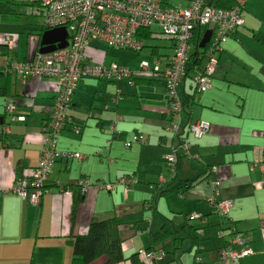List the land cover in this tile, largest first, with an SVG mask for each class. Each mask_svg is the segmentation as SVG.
Listing matches in <instances>:
<instances>
[{"label": "crops", "instance_id": "1", "mask_svg": "<svg viewBox=\"0 0 264 264\" xmlns=\"http://www.w3.org/2000/svg\"><path fill=\"white\" fill-rule=\"evenodd\" d=\"M188 1L160 0L166 7H186ZM253 4L264 10V0H247L244 25L223 45L210 86L198 92L184 78L179 89L181 122L206 121L211 129L199 137L187 134L190 155L178 157L174 173L162 158L176 138L165 130L169 110L161 80L150 75H135L133 82L88 76L78 82L68 111L70 120L57 148L85 156L56 161L38 206L15 193H0V264H73L75 234L84 233L91 220L112 216L119 221L126 257L147 249L150 233L171 222L176 233L165 241V255L156 264H221L218 250L228 235L221 238L219 232L227 226L206 204L214 179L220 196L233 203L229 215L235 229L248 239L251 253L242 256L239 264H264V15L254 14ZM42 24L25 4H0V117L3 123L10 122V132L0 135V187L10 186L37 166L41 127L53 107L56 81L42 77L23 81L5 67L8 60L26 61L40 48ZM156 27H150L151 32L156 34ZM6 35L13 39L12 49L5 43ZM158 38L150 34L143 39L142 48L147 47L146 55L151 57L144 58L140 48L138 56L131 58L124 48H109L99 40H89L84 55L90 64L117 62L135 73L139 60L159 58L165 64L173 53L171 40ZM151 39L158 40L147 42ZM7 100L14 102V114L25 120L8 119L3 107ZM118 116L111 130L109 125ZM132 132L143 133L147 142L125 149L122 139ZM122 176H134L135 181L128 188L98 186ZM81 181L87 182V188L76 203ZM170 189L178 194L181 207L173 219L164 202ZM155 194L161 202L157 210ZM191 214L206 221L194 219L193 228L182 225ZM196 251L201 260L193 262ZM105 260L99 256L87 264H107ZM115 264L132 263L128 259Z\"/></svg>", "mask_w": 264, "mask_h": 264}, {"label": "built area", "instance_id": "2", "mask_svg": "<svg viewBox=\"0 0 264 264\" xmlns=\"http://www.w3.org/2000/svg\"><path fill=\"white\" fill-rule=\"evenodd\" d=\"M14 4H27L31 13L42 18L43 28H59L64 26L68 32L67 46L62 49L41 52L38 48L26 61L8 60L5 67L12 69L23 81L29 77L53 79L57 83L56 95L50 118L42 124V147L37 166L31 174L16 178L8 187H0V193H15L21 199L34 206L40 204V199L46 193L45 185L50 179L52 168L57 160H80L85 155L72 150H59L58 137L65 129L70 117L68 111L71 107L72 97L78 82L84 77L118 81L130 79L135 75H150L163 80V87L168 99L169 125L165 130L172 134L176 141L170 144L169 150L162 155L170 172L174 173L178 157L190 155L191 141L187 134L196 137L208 134L211 126L206 121L181 122L183 102L179 89L187 76L186 69L191 52V40L194 29L205 27L212 29L211 38L203 48L202 65L195 69L193 79L198 92L205 91L214 75L218 65V54L223 45L232 34L244 25L243 10L247 0H234L228 10L214 7L212 0H189L186 7H166L160 0H0ZM152 26H158L159 32L153 34L171 40L173 53L164 64L159 59L153 60V65L141 61L140 68L133 72L127 66L111 62L90 64L86 61L84 51L89 40L101 41L107 47L126 48L138 51L142 47V40L138 34ZM5 43L13 48V39L6 35ZM117 98H119L117 96ZM4 112L12 121L25 120L22 115H15L14 102L7 100ZM120 116L110 123L113 130ZM9 124L0 123V135L9 133ZM78 130V129H75ZM147 138L141 134L133 135L125 140V147L132 144L146 143ZM214 170L215 166H212ZM133 177L122 176L116 182L99 183L103 189L111 190L117 184L128 188L134 182ZM87 182H78L81 193L87 188ZM212 195L206 198L212 212L217 213L227 223H230L229 212L233 206L232 201L223 199L218 188V180L212 181ZM199 219L201 223L206 219L197 214L188 216V221ZM226 246L218 253L222 264H239L238 260L249 253L248 239L241 232L230 227ZM222 229L219 236L223 238ZM145 264H156L163 257V252L157 250L139 249ZM198 260V256H197ZM199 261V260H198Z\"/></svg>", "mask_w": 264, "mask_h": 264}, {"label": "trees", "instance_id": "3", "mask_svg": "<svg viewBox=\"0 0 264 264\" xmlns=\"http://www.w3.org/2000/svg\"><path fill=\"white\" fill-rule=\"evenodd\" d=\"M0 4L12 5L14 3L13 2L9 3V2H1L0 1ZM211 4L214 7L216 6V7L228 10V8H231L233 6L234 0H212ZM18 5H23V4H18ZM25 5H27V4H25ZM27 6L30 10V6L29 5H27ZM30 14L34 17H40L38 15L37 16L33 15L31 13V10H30ZM207 28H208L207 26L197 27L196 29H194L193 34H192V40H191V49L192 50H191L190 55H189L188 65H187V69H186V74L188 76L192 77V79H193L194 72L197 69H199L203 63L202 54H203L204 50H203V48L202 49L199 48L198 45H199L201 39L203 38L202 36H203V34ZM150 29L151 28H147V29L143 30L142 32H140V34H138V37L140 38V40H142V43H143V39H145L146 37H150V34H152V36H154L153 34H155V33L151 32ZM43 31H45V28H43V24H42V28L40 29L39 34H41ZM157 32H159V31H157ZM40 39H41V37H39V40ZM143 46H144V43L142 44V47ZM172 46H173V43H172ZM156 79H158V78H156ZM158 80L159 81L161 80L163 83L162 79H158ZM195 90H196V85H195ZM166 98H167V95H166ZM168 170H169V168H168ZM205 173H206V171H204L203 174H205ZM193 181H197V180L194 179ZM199 181H201V180H199ZM46 185H47V183H46ZM46 185H45V189H46ZM190 186H192V184ZM188 189H186V190H188ZM81 198H82V193L80 192V190H76L75 202L79 203L82 200ZM218 216L222 220V223L227 226V228H224L223 230L229 237V235H231V233L229 232V228L230 227H232L234 229L236 228L235 221L232 218H230L231 222L226 223L220 217V215H218ZM192 221H191V224L187 223V225L191 228H193ZM119 227H120L119 221L116 218V216H112V217H109L107 219L91 220L90 224L88 226V229L84 233L75 234L74 241H73V252H72L73 264H87V263H90L93 260L97 259V257H99V256H102L103 258H105L106 259L105 261L107 264L120 263L123 260H128V259L131 261L132 264H144L143 260L141 259V256H139L137 254L139 249L136 251V253H134L130 257H126L123 255L122 245H121L122 240H121L120 235H119ZM195 231H197L196 228H195ZM175 233H176V230L172 227L171 222L164 223L161 226V228L159 230H157L155 233H150L149 241L151 244H150V246L147 247V250L159 249L164 254L163 246H164L165 241H167L168 238L173 236ZM192 241L197 242L198 240L195 236H193ZM228 242H229V239L227 240V242L225 243L224 246H226L228 244ZM199 246L200 245H198L196 250L199 249ZM219 250H218V253L220 252ZM197 256H198V260H201L200 255L196 251L195 254L193 255V262H198Z\"/></svg>", "mask_w": 264, "mask_h": 264}, {"label": "rangeland", "instance_id": "4", "mask_svg": "<svg viewBox=\"0 0 264 264\" xmlns=\"http://www.w3.org/2000/svg\"><path fill=\"white\" fill-rule=\"evenodd\" d=\"M253 11V13L255 14H257L258 16L260 15V17H262V15H264V10H262V8H261V6H257L256 4H253V9H252ZM40 18V17H39ZM40 20H41V18H40ZM153 27H156V26H153ZM156 30H157V27L155 28ZM158 39H162V38H158ZM157 39V40H158ZM157 40H155V39H151V40H149V41H147V42H151V43H154V42H157ZM146 42V43H147ZM102 47L105 49L106 47L102 44ZM107 49V48H106ZM147 47L145 48H142L141 50L145 53V57L144 58H146V57H151L149 54H147L146 55V51H147ZM124 50L125 51H127V53H129V56L131 57V58H133L134 57V55H137L138 56V54H137V52L134 50V51H132V50H129V49H126V48H124ZM144 53H143V55H144ZM141 57H143V56H141ZM145 59H141V60H139V64H140V62L141 61H144ZM148 62L149 64H151V65H153V60L152 59H150V60H145V62ZM152 62V63H151ZM193 75V74H192ZM187 81H190L193 85H194V79H192V77H190V76H188L187 75ZM130 82H133V79L131 78L130 79ZM182 97V96H181ZM112 98H113V96H112ZM111 98V99H112ZM114 102V101H113ZM188 105V104H187ZM139 134H141V135H143V136H145L143 133H141V132H139V133H137V132H132V133H130L128 136H127V138L126 139H122V145H123V147L125 148V149H127L128 147H132V146H135V145H139V144H132V145H130V146H128L127 148L125 147V140H127V139H131L132 137H133V135H139ZM146 137V136H145ZM142 144H145V143H142ZM166 164V163H165ZM166 167H167V169H168V166H167V164H166ZM133 179L135 180V177L133 176ZM136 181H137V179H136ZM156 195V199L154 200V204H153V207L157 210V209H159L160 208V206H159V204L161 203L160 202V195H158V194H155ZM186 196H188V194L186 195ZM164 202H165V206H166V204L169 206V208H170V212H172V213H169L170 214V216H171V218L172 217H175V215L177 214V213H179L180 212V206H179V196H178V194L176 193V191L174 190V189H170V192L168 193V195H167V197H166V199L164 200ZM149 212H150V210H149ZM188 217V216H187ZM173 219V218H172ZM187 223H189V221H188V219L186 218V220H185V223H184V219H183V223H182V225H185V224H187Z\"/></svg>", "mask_w": 264, "mask_h": 264}, {"label": "water", "instance_id": "5", "mask_svg": "<svg viewBox=\"0 0 264 264\" xmlns=\"http://www.w3.org/2000/svg\"><path fill=\"white\" fill-rule=\"evenodd\" d=\"M212 29L207 28L203 34V38L199 43V48H204L206 43L211 38ZM41 39L39 42V50L41 52H50L51 50L55 49H62L66 47L67 40H68V32L64 26L59 28H51L49 30H45L41 33ZM0 123H3V119L0 117Z\"/></svg>", "mask_w": 264, "mask_h": 264}]
</instances>
